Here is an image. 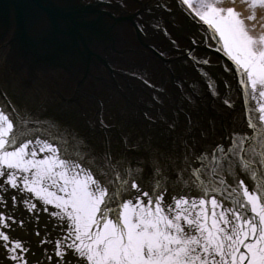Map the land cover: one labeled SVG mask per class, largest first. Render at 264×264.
<instances>
[{
    "label": "snow or ice",
    "instance_id": "6c2138e0",
    "mask_svg": "<svg viewBox=\"0 0 264 264\" xmlns=\"http://www.w3.org/2000/svg\"><path fill=\"white\" fill-rule=\"evenodd\" d=\"M183 2L191 7L190 0ZM203 7L209 11L196 14L219 32L228 55L247 77L241 83L247 87L250 81L251 88L264 96V50H255L252 37L238 21H231V8L229 15L223 16L210 4ZM257 119L264 121V103ZM253 141L247 134L233 133L211 150L196 154L198 166L190 165L185 157V166L175 178L167 175L157 159L155 187L150 185L145 191L141 168L137 169L141 175L129 172L125 178L109 154L97 157L84 145L79 146L78 158L70 157L67 147L42 139L39 132L31 137L17 135L13 121L0 112V177L7 178L0 189L8 192L6 185L10 183L25 193L24 204L30 211L37 210L35 198L43 201L40 210L47 211L51 204L63 210L52 212L67 225L64 239L56 241V256L63 257L65 249L71 248L88 264H264V181L255 188L249 182V174L264 177V143ZM38 153L44 156L40 158ZM189 167L191 174L187 175ZM115 178L122 191L113 187ZM169 182L187 185L183 195L176 192L174 204L166 202L172 194ZM209 198L210 225L205 223L203 208L194 217L182 207L191 204L196 209ZM5 199L0 194V201ZM9 219L14 221L15 217L0 212V223L11 228ZM185 220L187 226L181 223ZM0 237V248H8L13 261L29 264L28 244L7 232L0 231Z\"/></svg>",
    "mask_w": 264,
    "mask_h": 264
},
{
    "label": "water",
    "instance_id": "95a60500",
    "mask_svg": "<svg viewBox=\"0 0 264 264\" xmlns=\"http://www.w3.org/2000/svg\"><path fill=\"white\" fill-rule=\"evenodd\" d=\"M86 1L88 0H0V62H2L1 70L5 78L12 79L13 75H18L28 84H32L41 79L42 72L51 73L50 71L54 69L64 68L79 84L84 85L83 79L88 75L96 80H104L94 73L88 74L92 70L90 68L101 69L104 63V69L112 75L109 62L115 64L116 61H122L125 54L133 53L132 48L122 47L120 38L126 21L133 22V16H127L120 11L112 13L111 5L100 0H91V3ZM88 44L96 46V56L92 55ZM144 46L152 51L148 44L144 43ZM128 76H125V85L132 81V78ZM107 80H110L108 82L111 87L117 88L115 76ZM11 83L17 82L11 80ZM123 94L129 98L132 92L126 90ZM192 140V138L188 139V150L190 152L193 150L192 155L189 153L191 156H187L190 165L196 163L193 162L195 155L202 152L204 148L201 141L196 140L193 143ZM207 142L209 145L212 144L211 139ZM149 143L151 142L146 145ZM193 144L195 145L192 148ZM138 155L142 160L139 168L143 170L144 180L152 176L155 182L153 161L148 162L149 158L141 156L140 153ZM173 157L180 158V156ZM155 158L157 157L152 159ZM174 158L171 159V168L175 171L172 173L176 177L178 170L185 165ZM113 160L121 169L132 174L130 160L127 164V158L119 160L115 158V155ZM161 162L163 165V160ZM169 174L171 173H167ZM186 174H191L190 167L186 170ZM262 178L251 177L249 174V182L253 188L261 182ZM186 188V184H180L176 190L184 192ZM202 207L212 212L210 198ZM219 210V208L216 209L217 212Z\"/></svg>",
    "mask_w": 264,
    "mask_h": 264
},
{
    "label": "rangeland",
    "instance_id": "374dc122",
    "mask_svg": "<svg viewBox=\"0 0 264 264\" xmlns=\"http://www.w3.org/2000/svg\"><path fill=\"white\" fill-rule=\"evenodd\" d=\"M199 4L201 5V8L204 9L203 5L207 4V0H201ZM4 112L13 121L14 131L17 133V135L24 134L25 126L27 124H25V126H24L23 125L24 123L23 122L20 123L19 120H18L19 123H17L16 122V115H14V114H16L15 112H14V114L12 112L7 111V110H5ZM20 119L23 120L22 117H20ZM121 170L125 172V174H126L125 178H128L127 173H129V172H127V171H125L123 169H121ZM109 171H111V170H109ZM115 179H116L117 183H114L113 187L116 189V191H122L123 190V186L122 185H118V178H115ZM144 190H145V188H144ZM133 191H135V190L133 189ZM20 194H21V196H25V193H23V192H20ZM30 195H34V194H30ZM126 198L127 197H125V199ZM117 199H119V197H117ZM41 202H43V201H41ZM172 204H174V202ZM51 205L55 206V204H51ZM0 207H2L1 204H0ZM182 207H186L188 212L191 213L194 217L198 216L200 214L201 208H203L206 211V213H207V217H206L205 223L209 224V225L211 224L212 212L210 210H208V209H206V208H204V207H202L200 205H197V208L193 209L191 204H189L187 206H182ZM173 215H174V213H173ZM53 217H55V216H53ZM181 223L184 224L185 226H187V221L186 220L185 221H181ZM36 227L38 229H40L39 225L36 226ZM223 227H226V226H223ZM66 229H67V225L62 223L60 221V218H57L56 220L51 221L50 224H49V228L48 227H42V230L48 235L47 237L51 240V242L44 241L39 246L40 249H46V250L50 251L49 256L51 257V260H49V262L47 261V264H55V262H60V261H65V260L67 262H70V264H73L71 259H70L71 255H73L76 258H80V260H85L86 259V258H81L78 255H76L74 253V249H71V248H66L65 249V253H64L63 257L56 256V254H55L56 253V249H57L56 241L64 239V237L66 235ZM31 230H35V228L32 227ZM0 240H2L1 237H0ZM7 253H9V249L8 248H0V264H9L3 257ZM42 253H43V257L45 258L44 252H42ZM68 255H70V256L67 257ZM74 260H75V258H73V261ZM42 261L43 260L36 261V262L31 263V264H42ZM86 264H88L87 261H86Z\"/></svg>",
    "mask_w": 264,
    "mask_h": 264
},
{
    "label": "bare ground",
    "instance_id": "6f19581e",
    "mask_svg": "<svg viewBox=\"0 0 264 264\" xmlns=\"http://www.w3.org/2000/svg\"><path fill=\"white\" fill-rule=\"evenodd\" d=\"M225 6V11L229 6H233L237 11L236 22H239V26L244 29L248 36L253 38V46L255 50H259L264 42V0H260L258 3H251V0H221ZM250 2V3H249ZM31 129V128H27ZM30 132V131H28ZM37 202V209L41 207V201ZM43 203V202H42ZM23 208L27 210L29 216L35 218V211H30L24 204Z\"/></svg>",
    "mask_w": 264,
    "mask_h": 264
}]
</instances>
